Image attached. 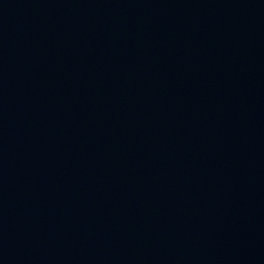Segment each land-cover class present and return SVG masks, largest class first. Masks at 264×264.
<instances>
[{"label":"water","instance_id":"obj_1","mask_svg":"<svg viewBox=\"0 0 264 264\" xmlns=\"http://www.w3.org/2000/svg\"><path fill=\"white\" fill-rule=\"evenodd\" d=\"M0 264H264V0H0Z\"/></svg>","mask_w":264,"mask_h":264}]
</instances>
